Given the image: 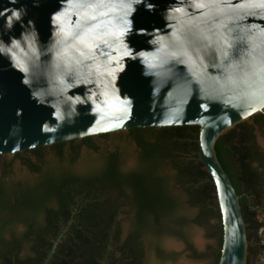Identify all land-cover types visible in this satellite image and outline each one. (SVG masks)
<instances>
[{
    "label": "water",
    "instance_id": "1",
    "mask_svg": "<svg viewBox=\"0 0 264 264\" xmlns=\"http://www.w3.org/2000/svg\"><path fill=\"white\" fill-rule=\"evenodd\" d=\"M260 113L264 0H0V155L199 126L222 216L219 264H246L248 240L215 144Z\"/></svg>",
    "mask_w": 264,
    "mask_h": 264
},
{
    "label": "trees",
    "instance_id": "2",
    "mask_svg": "<svg viewBox=\"0 0 264 264\" xmlns=\"http://www.w3.org/2000/svg\"><path fill=\"white\" fill-rule=\"evenodd\" d=\"M251 120L224 133L215 144V152L240 196L246 232L263 228L264 235V217L258 222L264 215V151L257 145L255 135L256 127L264 135V113ZM199 131V126L127 131L139 152V166L131 172L124 171L118 152L109 153L97 171L86 175L63 167L44 170V147L28 150L39 164L20 158L30 172L38 175L34 184L10 180L11 166L4 164L0 175V264H43L54 241L70 222L49 264H143L144 236L185 238L186 221L178 214L180 204L168 189L166 168L176 172L177 184L185 191L188 204L198 209L193 222L208 227L210 235L219 239L218 250L210 249L201 257L214 253L213 264H219L222 216L213 179L199 159ZM108 136L109 133L100 137ZM93 139L69 141L75 143L68 159L71 165L82 147L98 151ZM67 143L52 146L62 163ZM124 203H130L135 211L134 232L120 243L113 211ZM173 211L176 217H170ZM211 220H215L214 225ZM18 225L25 231L7 238L6 234ZM261 248L264 250V246ZM117 252L120 258H116ZM157 256L166 259L167 253L158 248ZM195 256L200 257L196 252Z\"/></svg>",
    "mask_w": 264,
    "mask_h": 264
},
{
    "label": "rangeland",
    "instance_id": "3",
    "mask_svg": "<svg viewBox=\"0 0 264 264\" xmlns=\"http://www.w3.org/2000/svg\"><path fill=\"white\" fill-rule=\"evenodd\" d=\"M256 143L264 150V135L260 128L255 129ZM98 151L89 150L82 147L76 162L71 165L69 163V156L71 147L65 146V157L62 161L56 156L55 152L48 147L43 151L44 154V170L49 168H66L79 175H86L97 171L103 164L105 157L111 152H118L123 161V169L125 172H131L139 166V152L135 143L129 138L127 131L111 133L107 138L95 137L93 139ZM20 158H27L35 164H39L37 158L33 153H22L20 157L16 154H7L0 159V175L1 168L4 164H9L10 174L9 178L15 182H22L34 184L38 176L30 172L25 167ZM62 163V164H61ZM164 175L168 178V189L173 197H175L180 206L178 214L185 219L184 239L176 236L166 235L162 238H156L146 235L142 238L144 247L143 264H213L214 260L209 256L201 257V255L208 254L211 250L216 249L217 244L212 238V232L208 227H203L195 224L193 221L198 215V209L191 207L187 201V195L183 189L177 184L176 172L171 168H166ZM172 214V213H171ZM176 217L175 211L170 217ZM264 215L258 218V222L263 221ZM134 220V213L128 207L123 209V213L119 216L120 225L122 227V238H125L131 230ZM211 225L215 224V220H211ZM25 228L21 225L11 229L6 237L10 238L12 234L21 235ZM200 236V243L195 241L196 236ZM250 240L248 242V254L246 264H264V246L263 228L260 230L247 232ZM199 245L202 248H198ZM190 246L192 248H190ZM160 248L167 253L166 259H160L157 256V249ZM195 252L200 257L195 256Z\"/></svg>",
    "mask_w": 264,
    "mask_h": 264
},
{
    "label": "flooded vegetation",
    "instance_id": "4",
    "mask_svg": "<svg viewBox=\"0 0 264 264\" xmlns=\"http://www.w3.org/2000/svg\"><path fill=\"white\" fill-rule=\"evenodd\" d=\"M257 128V127H256ZM114 133H116V132H114ZM109 134H111V133H109ZM101 135H98V136H93L94 138L95 137H100ZM75 144V143H74ZM73 143H71V142H68L66 145H69L70 147H71V149H72V147L73 146H75ZM65 145V146H66ZM49 148H51L53 151H54V149L52 148V146H50ZM44 150L46 149L45 147L43 148ZM64 149H65V147H64ZM30 151V150H29ZM29 151H22V152H18L20 155H18V157H20L21 156V154L22 153H31V152H29ZM65 151V150H64ZM264 151V150H263ZM70 153H71V150H70ZM15 154H17V153H15ZM33 155L35 156V154L33 153ZM5 155H0V159H2L3 157H4ZM38 176V175H37ZM111 204H114V203H111ZM126 207H128V208H130L131 210H132V212L134 213V217H135V211H134V209L132 208V205L130 204V203H124V205L123 206H120L117 210H115V211H113V212H115V218H114V221H115V225H114V229L115 230H117V227L119 228V230H120V234H119V237H120V240H121V242L120 243H123L124 241H126V240H128L130 237H131V234H133V232H134V230H133V228H132V226H131V230H130V232L127 234V236L125 237V238H122V227H121V225H120V221H119V216L123 213V209L124 208H126ZM212 238L215 240V242H216V244H217V247H216V249H214V251L215 250H218V241H219V239H218V237L217 236H215V235H213L212 236ZM116 258H120L121 257V253L120 252H117L116 253ZM210 258H212V260H215V254L213 253V254H211L210 255ZM214 263V262H213Z\"/></svg>",
    "mask_w": 264,
    "mask_h": 264
},
{
    "label": "bare ground",
    "instance_id": "5",
    "mask_svg": "<svg viewBox=\"0 0 264 264\" xmlns=\"http://www.w3.org/2000/svg\"><path fill=\"white\" fill-rule=\"evenodd\" d=\"M200 240H201V238H200L199 235L195 237V241H196L197 243H199V244H201V243H200Z\"/></svg>",
    "mask_w": 264,
    "mask_h": 264
}]
</instances>
